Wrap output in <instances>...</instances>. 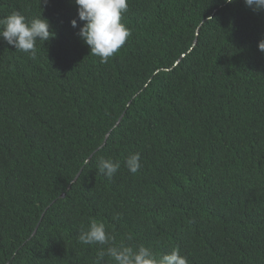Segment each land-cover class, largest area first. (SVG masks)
<instances>
[{
    "label": "trees",
    "instance_id": "1",
    "mask_svg": "<svg viewBox=\"0 0 264 264\" xmlns=\"http://www.w3.org/2000/svg\"><path fill=\"white\" fill-rule=\"evenodd\" d=\"M128 3L132 36L102 63L74 0H0L53 33L35 59L0 38V264H94L91 219L189 264H264V9Z\"/></svg>",
    "mask_w": 264,
    "mask_h": 264
},
{
    "label": "clouds",
    "instance_id": "2",
    "mask_svg": "<svg viewBox=\"0 0 264 264\" xmlns=\"http://www.w3.org/2000/svg\"><path fill=\"white\" fill-rule=\"evenodd\" d=\"M77 5L80 27L79 37L90 47L91 54L98 56L102 63L108 62L116 55L126 41L132 36L131 30L122 22L127 13L128 0H74ZM234 0H225L231 4ZM245 4L255 10L264 9V0H244ZM71 26L77 27V21L72 20ZM50 24L42 16L29 20L19 11L0 19V38L16 51L27 53L35 59L37 42L45 43L52 38ZM258 49L264 52V40L258 44ZM87 163V161H85ZM124 167L135 175L141 168V154H130L124 160ZM121 162L111 158H101L98 163L99 172L111 180L120 170ZM117 214L113 217L118 220ZM78 242L85 245H100L94 264H102L105 256L110 257L115 264H189L188 258L180 253L179 248H173L169 253L157 255L151 247L143 244L132 246L116 244V237L107 230L104 222L91 219L86 229L78 235Z\"/></svg>",
    "mask_w": 264,
    "mask_h": 264
},
{
    "label": "water",
    "instance_id": "3",
    "mask_svg": "<svg viewBox=\"0 0 264 264\" xmlns=\"http://www.w3.org/2000/svg\"><path fill=\"white\" fill-rule=\"evenodd\" d=\"M195 43H196V42H195ZM184 56H185V55H184ZM184 56H183V57H184ZM180 60H181V59H180ZM180 60L177 62V64L180 62ZM120 120H121V119H120ZM119 122H120V121H119ZM119 122H118V123H119ZM76 180H77V178H76ZM76 180H75V181H76ZM75 181H74V182H75Z\"/></svg>",
    "mask_w": 264,
    "mask_h": 264
}]
</instances>
